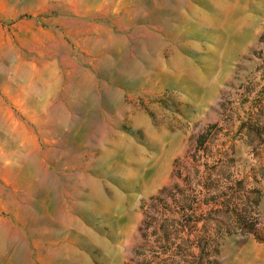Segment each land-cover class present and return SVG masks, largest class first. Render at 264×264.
Listing matches in <instances>:
<instances>
[{
  "label": "rangeland",
  "instance_id": "374dc122",
  "mask_svg": "<svg viewBox=\"0 0 264 264\" xmlns=\"http://www.w3.org/2000/svg\"><path fill=\"white\" fill-rule=\"evenodd\" d=\"M225 109L264 121V0H0V264H264L237 228L202 261L140 246L142 201Z\"/></svg>",
  "mask_w": 264,
  "mask_h": 264
},
{
  "label": "trees",
  "instance_id": "16d2710c",
  "mask_svg": "<svg viewBox=\"0 0 264 264\" xmlns=\"http://www.w3.org/2000/svg\"><path fill=\"white\" fill-rule=\"evenodd\" d=\"M224 122L209 123L193 134L185 152L174 160L170 182L142 201L144 217L138 233L143 249L154 234L161 254H182L191 245L200 249L196 257L202 261L216 235L233 228L264 243V224L251 213L260 203L259 184L264 179V121H240L237 131L228 114ZM238 133L257 145L258 163L249 169L236 157Z\"/></svg>",
  "mask_w": 264,
  "mask_h": 264
}]
</instances>
